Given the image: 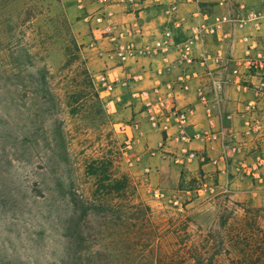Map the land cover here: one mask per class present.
<instances>
[{"label":"rangeland","instance_id":"374dc122","mask_svg":"<svg viewBox=\"0 0 264 264\" xmlns=\"http://www.w3.org/2000/svg\"><path fill=\"white\" fill-rule=\"evenodd\" d=\"M84 1L0 0V264H229L231 237L262 239L264 164L174 165L131 88L96 91L119 66Z\"/></svg>","mask_w":264,"mask_h":264},{"label":"built area","instance_id":"2783aa9c","mask_svg":"<svg viewBox=\"0 0 264 264\" xmlns=\"http://www.w3.org/2000/svg\"><path fill=\"white\" fill-rule=\"evenodd\" d=\"M149 3L154 6L165 5V14L169 18H174L178 12V0H96V7L93 11H88L85 20L95 24L94 33L104 40V52L111 62L118 63L122 69L114 72L113 67L105 72L93 76L96 91L101 98H108L116 92L118 86L131 88L134 98L141 100L144 106V114L150 128L161 135V145L163 153H169L172 163L177 166H184L192 162L198 156L194 142L210 145L220 143L223 150L221 160L226 161L228 150L240 151V144L226 145V134L222 127H218L210 114L211 103L203 91L198 88L197 94L200 102L204 105L209 115V126L206 129L190 133L188 126L194 114L192 106L181 105L176 93V85L180 89H189L190 83L199 76L198 71H184L177 83L169 81L155 80L154 85L148 88L131 87L133 83L145 80L143 71H128L132 62H136L141 57H156L161 55L165 62L164 70L169 71L176 64L170 61L168 54L172 49L178 53V62L187 65L194 64L197 60L193 56L196 45L204 47L210 35L223 30L226 24H232L235 28H244L248 24L254 27V33L245 35L243 40L247 43L244 57L237 61L234 73L237 75L234 83L237 89L246 90L249 86L245 82L242 67L254 71L258 81L254 85L256 99L249 106L255 107L258 101H264V15L252 10H247V5L242 0H216L217 6L224 9L223 13H217L210 18L208 12H203L201 8L197 10L196 19L191 25L190 34L182 41L174 38L170 28H166L161 33L144 27L140 22H133L119 17L116 9L117 4L144 5ZM79 7L85 8V1L79 0ZM203 49V48H202ZM204 50L202 51V55ZM214 61L224 59L221 52L213 56ZM207 58L200 57V64L206 63ZM111 99L104 101V106L110 108ZM250 127V121L246 122ZM138 128L137 122L124 124L122 129ZM214 163L217 160L213 161ZM264 161L259 159L255 165H248L246 162H239L238 171L247 174L259 175L257 169L263 165ZM154 196L163 199L166 194L155 189ZM172 200L176 205H180L177 194L172 195Z\"/></svg>","mask_w":264,"mask_h":264},{"label":"crops","instance_id":"0c3cea01","mask_svg":"<svg viewBox=\"0 0 264 264\" xmlns=\"http://www.w3.org/2000/svg\"><path fill=\"white\" fill-rule=\"evenodd\" d=\"M242 1L246 3L247 10L264 15V0ZM178 7L175 17L169 18L164 11L165 5L154 6L149 3L142 6L116 5L120 18L140 22L145 28L157 33L170 28L178 42L190 34L191 25L196 19L199 8L203 12L207 11L210 18L214 14L225 11L217 6L216 0H178ZM262 21L264 23V19ZM252 33H254V27L251 23L244 28H235L232 24H226L223 30H219L207 38L203 49L200 45H196L193 56L197 61L192 65L179 63L178 53L172 49L168 58L176 64L169 71H163L165 62L161 55L141 57L138 61L132 62L127 69L132 72H145V80L133 85L136 88L152 87L155 80H161L164 83L169 81L177 83L184 71H198L199 76L192 80L189 89H180L176 85V93L181 105H190L194 108V114L188 126L190 133L206 129L209 126V115L197 94L198 88L201 87L210 100L211 116L217 126L222 127L226 134V145L240 144L239 152L229 149L226 161H222L220 156L223 148L220 143L216 142L210 145L193 143L195 148H202V152L212 158L211 162L205 164V167L209 169L211 166H217L221 175L230 171L232 167H237L242 161L248 165H255L259 159L264 161V101H258L255 107L249 106L256 99L254 85L258 78L254 71L242 67L241 73L249 87L246 90H239L234 83L237 76L234 73V68L237 61L244 57L247 46L243 37ZM203 50L204 54L202 55ZM218 52L222 53L224 59L216 62L213 56ZM200 57L207 58L205 65L198 61ZM113 71L120 72L122 69L118 67ZM247 120L250 121V127L246 123ZM214 160L217 162L214 163ZM230 160L233 161L231 165L229 164ZM229 167L230 169H228Z\"/></svg>","mask_w":264,"mask_h":264},{"label":"trees","instance_id":"16d2710c","mask_svg":"<svg viewBox=\"0 0 264 264\" xmlns=\"http://www.w3.org/2000/svg\"><path fill=\"white\" fill-rule=\"evenodd\" d=\"M262 239L255 238L254 235L242 237H231L229 242L233 243V246L237 248V255L229 256V264H249L259 262L264 264V232L261 233ZM255 242V243H254ZM259 244L260 251L256 252L255 244ZM144 246V244H142ZM239 246H241L239 248ZM189 252V250L187 251ZM232 251H230L229 255ZM256 252V253H255ZM228 255L227 253H225ZM192 259L197 260V254L189 255ZM172 260H168L163 256L157 260L158 264H169Z\"/></svg>","mask_w":264,"mask_h":264}]
</instances>
